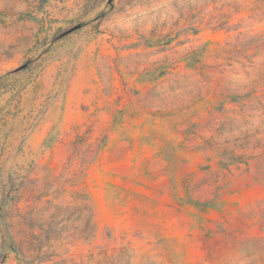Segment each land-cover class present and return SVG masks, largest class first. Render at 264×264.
Instances as JSON below:
<instances>
[{
  "label": "rangeland",
  "instance_id": "obj_1",
  "mask_svg": "<svg viewBox=\"0 0 264 264\" xmlns=\"http://www.w3.org/2000/svg\"><path fill=\"white\" fill-rule=\"evenodd\" d=\"M0 264H264V0H0Z\"/></svg>",
  "mask_w": 264,
  "mask_h": 264
}]
</instances>
